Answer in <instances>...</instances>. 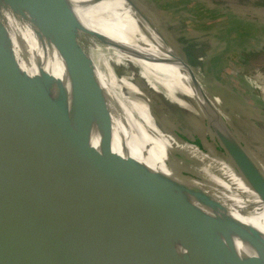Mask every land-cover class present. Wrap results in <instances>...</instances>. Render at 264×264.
Returning a JSON list of instances; mask_svg holds the SVG:
<instances>
[{
	"label": "water",
	"instance_id": "1",
	"mask_svg": "<svg viewBox=\"0 0 264 264\" xmlns=\"http://www.w3.org/2000/svg\"><path fill=\"white\" fill-rule=\"evenodd\" d=\"M121 1L118 11L102 0H0V264H264V164L185 52ZM12 12L54 33L62 20L118 31L115 20L132 19L140 34L124 33L163 53L205 144L188 131L184 142L234 193L91 99L83 84L106 90L81 40L100 36L82 31L80 60L53 59L9 24Z\"/></svg>",
	"mask_w": 264,
	"mask_h": 264
},
{
	"label": "rangeland",
	"instance_id": "2",
	"mask_svg": "<svg viewBox=\"0 0 264 264\" xmlns=\"http://www.w3.org/2000/svg\"><path fill=\"white\" fill-rule=\"evenodd\" d=\"M133 1L180 52L186 51L200 80L225 106L228 117H234L248 134L264 144V0ZM82 38L81 45L103 76L120 78L129 73L124 63L117 61L116 51L108 49V45L88 34H82ZM213 50L211 60L202 64L201 58ZM244 52L248 56H243ZM139 87L146 100L151 98L158 116V120L150 123L153 133L160 137L170 135L179 143L188 140L187 128L191 124L197 127V122L178 107L163 106L143 84Z\"/></svg>",
	"mask_w": 264,
	"mask_h": 264
},
{
	"label": "bare ground",
	"instance_id": "3",
	"mask_svg": "<svg viewBox=\"0 0 264 264\" xmlns=\"http://www.w3.org/2000/svg\"><path fill=\"white\" fill-rule=\"evenodd\" d=\"M102 4L113 10L118 9V11L123 6L121 0H102ZM116 5L118 6L114 7ZM7 19L9 24L16 29L28 43L53 59L64 57L72 60H80L76 40L80 37L82 31H90L100 36L103 42L108 45V49L116 51L115 55H118L117 61L119 63H124L123 66L127 67L129 73L117 78L114 75L103 76L99 71L106 90L105 95L103 96L98 95L92 86H89L88 84H83V86L91 99L96 102L106 114L123 122L134 133H149L152 136H155L150 128V123L153 122L155 118L148 113L141 100L142 96L144 97V94L139 91V86L142 84L161 100L163 106H169L172 108L178 107L182 109L192 121H197L182 96L175 79L168 74L169 70L168 66L165 65L163 53L153 46L140 44L136 39L124 33L123 29L126 30L127 28L140 34L137 27L133 24L132 19L118 18V20H115L113 23L118 27V31L113 28L95 25L86 20H82V22L76 27L69 22L62 20L60 21V31H58V33L39 27L32 22H27L18 12L10 13ZM213 53L214 50L206 55L202 61H206V63L209 62ZM208 97L222 115L236 129L239 136L249 146L251 151L264 164V144L256 139L254 135L248 134L246 129L242 127L234 117L229 118L225 112V106H222L220 100L215 96H212L210 92H208ZM231 115L233 116V113ZM187 131L197 141L205 144L195 125L191 124V126L187 128ZM156 138L161 142L160 144H165V146H168L169 150L172 149L176 156L182 159L194 170L215 181L222 189L234 193L233 189L229 186L221 173L208 163L194 147L185 142L179 143L170 135L165 137L157 136Z\"/></svg>",
	"mask_w": 264,
	"mask_h": 264
},
{
	"label": "trees",
	"instance_id": "4",
	"mask_svg": "<svg viewBox=\"0 0 264 264\" xmlns=\"http://www.w3.org/2000/svg\"><path fill=\"white\" fill-rule=\"evenodd\" d=\"M185 54H186V51H185ZM245 55H246V54H245V52H244V55H243V56H245ZM186 56H187V55H186ZM246 56H248V55H246ZM187 57H188V56H187ZM204 57H205V56H204ZM188 58H189V57H188ZM188 58H187V59H188ZM202 59H203V58H201V61H200V62H202V64H204L203 61H202ZM188 61H189V60H188ZM191 62L193 63V61H191ZM189 63H190V62H189ZM190 64H191V63H190ZM192 65H193V64H192ZM204 65H205V64H204Z\"/></svg>",
	"mask_w": 264,
	"mask_h": 264
}]
</instances>
